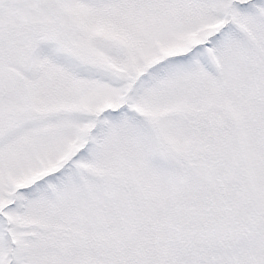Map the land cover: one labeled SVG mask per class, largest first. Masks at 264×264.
I'll return each mask as SVG.
<instances>
[{
  "label": "snow or ice",
  "instance_id": "6c2138e0",
  "mask_svg": "<svg viewBox=\"0 0 264 264\" xmlns=\"http://www.w3.org/2000/svg\"><path fill=\"white\" fill-rule=\"evenodd\" d=\"M0 264H264V0H0Z\"/></svg>",
  "mask_w": 264,
  "mask_h": 264
}]
</instances>
